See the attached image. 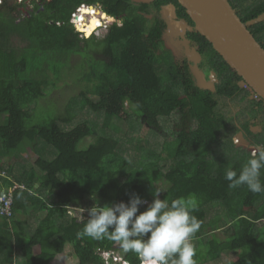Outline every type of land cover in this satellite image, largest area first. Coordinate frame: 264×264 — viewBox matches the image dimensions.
<instances>
[{
	"label": "trees",
	"instance_id": "obj_1",
	"mask_svg": "<svg viewBox=\"0 0 264 264\" xmlns=\"http://www.w3.org/2000/svg\"><path fill=\"white\" fill-rule=\"evenodd\" d=\"M228 1L264 48V0ZM26 3L0 0V157L22 159L21 165L6 162L11 178L0 182V191L16 186L12 218L0 214V264H52L66 247L72 249L75 264H117L103 252L140 264L119 242L78 233L88 221L85 209L127 204L135 193L144 201L139 206L143 211L161 182L167 186L160 199L196 200L192 214L201 227L192 243L197 264L225 252L235 254L229 264H264V193H252L246 185L230 187L224 178L228 170L239 174L264 150V101L194 31L178 0H33L31 8ZM82 4H100L120 23L110 24L102 37H87L71 23ZM168 4L189 26L187 36L201 55L198 67L205 78L215 74L213 90L199 87L191 62L165 47L160 10ZM76 54L84 68L72 77L71 57ZM70 77L80 89L63 110L51 100L42 102ZM126 101L151 128L161 129V120L176 114L172 138L162 140L157 152L139 143L136 159L135 154L124 155L113 120L129 118ZM230 104L241 106L240 111L225 113ZM43 108L44 117H39ZM82 109L102 115L99 133L87 120L66 127ZM240 132L247 148L235 142ZM95 133L86 147L79 146ZM251 147L257 149L253 155ZM26 150L31 161L24 165ZM215 205L222 213L207 219V207ZM71 207L81 209L80 217L70 215ZM30 215L35 223L28 233ZM223 222L226 237L220 239L215 231Z\"/></svg>",
	"mask_w": 264,
	"mask_h": 264
},
{
	"label": "clouds",
	"instance_id": "obj_2",
	"mask_svg": "<svg viewBox=\"0 0 264 264\" xmlns=\"http://www.w3.org/2000/svg\"><path fill=\"white\" fill-rule=\"evenodd\" d=\"M82 33L87 34L86 30ZM89 33L95 34L92 29ZM214 78L216 80V76ZM205 79L208 80L209 77ZM238 135L239 133L236 136ZM240 137L245 141L243 135ZM261 169H264V150L258 151L250 158L239 174L228 170L224 178L230 182V187L246 185L252 193H264ZM15 187L3 189L0 194L11 191L13 198ZM161 192V189L154 187L153 200L143 211L139 210V206L144 201L135 193L130 195L127 204L121 201L103 206L97 204L96 207L85 209L88 221L78 235L93 239H113L119 242L125 252H134L142 260L140 264H197L194 259L197 250L192 243L195 233L201 227L198 218L192 214L197 208L196 200L194 197H179L169 202L159 198ZM90 198L95 201V193ZM9 218H12V214ZM102 254L112 260L117 257L114 259L117 264H129L113 252Z\"/></svg>",
	"mask_w": 264,
	"mask_h": 264
},
{
	"label": "water",
	"instance_id": "obj_3",
	"mask_svg": "<svg viewBox=\"0 0 264 264\" xmlns=\"http://www.w3.org/2000/svg\"><path fill=\"white\" fill-rule=\"evenodd\" d=\"M178 2L192 21L194 31L204 36L243 82L264 101V48L241 21L229 1L178 0ZM160 13L166 23L165 38L167 40L172 38L174 42L182 39L185 55H189L188 58L193 63L190 68L196 84L199 87L208 88L205 76L198 67L201 55L196 46H190V40L185 36L186 30L190 29L186 21L177 17L172 4L164 5ZM171 22L182 29L176 33L171 32ZM78 31L81 30L78 29ZM89 35L90 33L86 34V36ZM208 89L213 90L214 87ZM239 135L242 136L241 133ZM247 145L248 143L243 141L242 146Z\"/></svg>",
	"mask_w": 264,
	"mask_h": 264
},
{
	"label": "rangeland",
	"instance_id": "obj_4",
	"mask_svg": "<svg viewBox=\"0 0 264 264\" xmlns=\"http://www.w3.org/2000/svg\"><path fill=\"white\" fill-rule=\"evenodd\" d=\"M31 1H33V0H27L26 8H31V6H32ZM35 1L39 2L40 0H35ZM108 18L110 19V17H108ZM119 22H120V20H117V23H119ZM101 31L103 32L104 30L97 29L95 34H93V35H95L97 37H102ZM165 40H166L165 47L170 49V46H172V45L170 44L169 40H168L169 43L167 42V38ZM172 54L173 55L175 54V56H176L177 50L175 52H172ZM81 60H82L81 56H79L77 54L71 57V64H75L74 69L72 70V74H71L72 77L78 76L81 72V69L83 70L84 66H83V64H80ZM72 77L68 78L64 83L60 82L58 88L55 90H52L48 94L47 98L42 99V102L45 103L46 101L51 100L53 102H56L57 105L60 106L61 110H63V106L67 102L69 97L77 95V93L80 89L79 82H77L76 84H73V82H72L73 78ZM74 100L78 101V98H74ZM125 105H126V108L129 112V118L127 120H116V121L113 120V122L118 127L117 136L119 137L120 141L122 142V144L124 146L123 148L125 149V151H123L124 155L129 156L131 154L132 155L135 154L134 158L136 159L138 154L141 153L140 150L138 149L139 147L137 146V144H139V143L145 144L147 146L146 149H150L152 151L157 152L162 140H164L166 137H168L170 135L171 131L174 130V127H175L174 123L176 121V114L173 113L170 116H168L167 119L165 118V119L161 120V129L151 128V127H148L147 124L144 123V121H142L143 118L139 115V112L134 107V105H132L129 101H126ZM240 109H241V106L239 107V106H236L234 104H230L229 110H228V108H226L224 112L227 113L228 111H230V113H234V111L239 112ZM44 114H45L44 108L38 111L39 117H40V115L43 116ZM137 115H139L140 118ZM43 117H41V118H43ZM101 118H102L101 114H94L87 109H82V111H79L77 113V115L75 116V119L71 123L66 124V127H72L73 124L75 125L79 121L87 120L91 123H94L95 131H96V133H99L100 127H98L97 125L100 122ZM96 136H97V134L91 135L89 137H85L84 139H82L79 142V146L81 148L86 147L89 144V142L93 141V139ZM170 136L172 138V135H170ZM137 138L140 141H138ZM234 139L237 143H240L242 145L243 141H242L240 135L235 136ZM247 146H246V148H247ZM30 153L31 152L26 150V152L22 154L24 165H26L25 160L28 161L30 159V157H31ZM250 153L252 155L255 153L253 147L250 148ZM130 158H132V157H130ZM134 158H132V159H134ZM14 161H19L17 164L21 165L20 162H22V159L20 158L19 160L18 159L13 160V158L11 156L0 157V162L3 166V168L5 167L4 169H0V182L2 181V178H11V175H9L7 173L6 162H14ZM30 161H31V159L29 160V162ZM14 166L16 167V164ZM12 170H13V173H12L13 175L17 174L16 171L14 170V168ZM156 186L159 189H161L163 192L164 189L166 188L167 184L164 182H161V183H157ZM1 188L2 187L0 186V189ZM222 211L223 210H222L221 206H218V205L209 206L206 209V213H207L206 218L211 219V218L215 217L217 214L222 213ZM69 213H70V215H75V216L80 217L81 209L71 207ZM22 218L24 219V216H22ZM29 218L30 219H28L27 224L25 225V228H26L28 233H29V231L32 230V228L34 227V223H35V219L33 217H31V215ZM220 225H221V228L216 230L215 234L218 238L224 239L226 237V233L224 232V230L227 227V225L224 222L221 223ZM207 237H209V236L206 235L205 238H207ZM114 256H116V255H114ZM234 257H235L234 253L225 252L217 260H214V261L210 260L204 264H229V262ZM114 259H117V257H113V261H114ZM76 260L77 259H76L75 255L72 253V249L69 247L68 248L66 247L65 252L62 253L60 256H57L56 261L53 262L52 264H75Z\"/></svg>",
	"mask_w": 264,
	"mask_h": 264
},
{
	"label": "built area",
	"instance_id": "obj_5",
	"mask_svg": "<svg viewBox=\"0 0 264 264\" xmlns=\"http://www.w3.org/2000/svg\"><path fill=\"white\" fill-rule=\"evenodd\" d=\"M17 2H20L21 0H16ZM88 8H90L89 12H84L85 10H88ZM96 11V13H95ZM101 15H107L106 12H104L101 9V5L100 4H95V5H87V4H82L79 7H77L76 12L74 13V15L71 18V23L73 24V26L75 27L76 30L80 29V33H82V31L86 30V25L89 24V20H91L92 18H94L96 20V27L95 28H91L93 32H96L97 29L99 30H104L101 34L103 35L105 33V31L107 30V27L112 23V22H117L118 19H116L113 16H110V20L108 19V17L106 18H101ZM109 16V15H107ZM85 18V19H84ZM119 24V23H118ZM84 25V26H82ZM83 34V33H82ZM212 73H210L209 79L206 80V84H208V88H213L214 87V83L216 80L215 78L211 75ZM207 86V85H206ZM254 151L256 152L257 149H254ZM12 194L11 191L8 192H3L0 194V214L1 215H5V216H11L12 212Z\"/></svg>",
	"mask_w": 264,
	"mask_h": 264
},
{
	"label": "flooded vegetation",
	"instance_id": "obj_6",
	"mask_svg": "<svg viewBox=\"0 0 264 264\" xmlns=\"http://www.w3.org/2000/svg\"><path fill=\"white\" fill-rule=\"evenodd\" d=\"M101 17L102 18H106V17H108L107 15H101ZM185 36L188 38V36H187V30H186V32H185ZM177 39V38H176ZM189 39V38H188ZM169 40V42H170V44L173 46H170V50L172 51V52H175L176 50H177V55H181V56H184V57H186L187 58V61L188 62H191L190 60H189V58H188V56H186L185 55V48H184V45L182 44V39H180V40H178V42H174V40L172 39V38H169L168 39ZM168 40H167V42H168ZM177 40H175V41H177ZM190 40V39H189ZM165 42H166V40H165ZM168 42V43H169ZM190 46L191 47H193V46H195L192 42H191V40H190ZM191 64H193L192 62H191ZM190 64V65H191Z\"/></svg>",
	"mask_w": 264,
	"mask_h": 264
},
{
	"label": "bare ground",
	"instance_id": "obj_7",
	"mask_svg": "<svg viewBox=\"0 0 264 264\" xmlns=\"http://www.w3.org/2000/svg\"><path fill=\"white\" fill-rule=\"evenodd\" d=\"M89 11H90V8H88V10L87 11H84V12H89ZM95 13H96V11H95ZM108 17H110V16H108ZM95 23H96V20L94 18H92L91 20H89V24L86 25V32H87V34H89L91 28H95L96 27L97 24H95ZM175 25L176 24H174L173 22L170 23V31L171 32H175L176 33L177 31H180L182 29V27H178V26H175ZM82 26H84V25H82Z\"/></svg>",
	"mask_w": 264,
	"mask_h": 264
},
{
	"label": "crops",
	"instance_id": "obj_8",
	"mask_svg": "<svg viewBox=\"0 0 264 264\" xmlns=\"http://www.w3.org/2000/svg\"><path fill=\"white\" fill-rule=\"evenodd\" d=\"M61 254H59V256H60ZM48 264H51V263H48Z\"/></svg>",
	"mask_w": 264,
	"mask_h": 264
}]
</instances>
